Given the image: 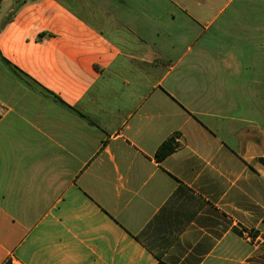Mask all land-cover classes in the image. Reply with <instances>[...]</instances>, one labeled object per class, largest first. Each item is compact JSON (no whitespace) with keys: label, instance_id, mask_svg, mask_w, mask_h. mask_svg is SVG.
I'll list each match as a JSON object with an SVG mask.
<instances>
[{"label":"crops","instance_id":"crops-1","mask_svg":"<svg viewBox=\"0 0 264 264\" xmlns=\"http://www.w3.org/2000/svg\"><path fill=\"white\" fill-rule=\"evenodd\" d=\"M0 56V264H264V0H0Z\"/></svg>","mask_w":264,"mask_h":264},{"label":"trees","instance_id":"trees-1","mask_svg":"<svg viewBox=\"0 0 264 264\" xmlns=\"http://www.w3.org/2000/svg\"><path fill=\"white\" fill-rule=\"evenodd\" d=\"M0 59L3 62V64L12 72V74H14L25 85L31 88V85L25 79H23V77L21 76V73H19V71H17L16 68L13 67L11 63L3 59L1 56H0ZM43 96H45L46 98H50L53 102L57 103L58 105L64 108L73 110L70 107L66 106L61 100H59L55 96L48 95L44 92H43ZM261 138L262 137H255V141L259 145L264 146V142H262ZM177 147H178V143L176 142L174 137L171 136L167 138L164 142L161 143V145L156 150L155 155H154L155 160L157 162L162 161L167 156L175 152ZM183 191L188 193V190L186 188L180 186L176 190V192L170 197L167 203L161 208V210L145 226V228L141 231V233H139L136 236L137 241L141 243L157 259H160L162 255L169 249V247L176 241L180 233L188 226V224L191 222V220L195 216L199 205H201V201L195 198L198 201V207L191 214L187 215L183 220L178 221L171 235H169L167 239L164 238V232L160 231V225L163 223L164 221L163 219L166 218L168 211L172 206L175 195L178 192H183Z\"/></svg>","mask_w":264,"mask_h":264},{"label":"built area","instance_id":"built-area-1","mask_svg":"<svg viewBox=\"0 0 264 264\" xmlns=\"http://www.w3.org/2000/svg\"><path fill=\"white\" fill-rule=\"evenodd\" d=\"M243 236L246 240H251V236L247 233H243Z\"/></svg>","mask_w":264,"mask_h":264}]
</instances>
